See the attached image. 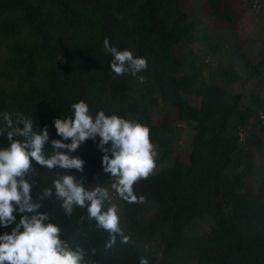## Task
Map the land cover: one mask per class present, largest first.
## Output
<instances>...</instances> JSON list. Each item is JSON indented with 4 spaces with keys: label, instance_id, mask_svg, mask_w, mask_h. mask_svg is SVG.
Segmentation results:
<instances>
[{
    "label": "trees",
    "instance_id": "16d2710c",
    "mask_svg": "<svg viewBox=\"0 0 264 264\" xmlns=\"http://www.w3.org/2000/svg\"><path fill=\"white\" fill-rule=\"evenodd\" d=\"M221 6L216 19L234 22L229 4ZM196 25L183 0H0V114L29 117L36 132L47 125L51 138L54 118L71 115V104L83 99L93 113L103 109L143 123L161 151L152 173L133 186L144 201L119 197L120 210L113 198L105 203L116 207L126 242L118 234L106 247L110 235L86 207L65 213L60 201H43L62 239L82 248L88 264H139L141 257L148 264H264V168L254 150H264L258 115L264 112V36L256 54L242 47L235 52L246 77L231 62L206 75L208 59L190 44L207 40L206 54L219 46L209 33L198 36ZM105 38L146 58L145 83L111 71ZM254 76L262 88L249 96L233 86ZM169 104L177 117L157 122L155 107ZM180 124L193 128L184 160L172 155ZM6 143L0 137V146ZM72 154L84 160L83 171L73 173L85 187H111L96 141L86 139ZM33 164L36 198L66 170Z\"/></svg>",
    "mask_w": 264,
    "mask_h": 264
},
{
    "label": "clouds",
    "instance_id": "9594fccd",
    "mask_svg": "<svg viewBox=\"0 0 264 264\" xmlns=\"http://www.w3.org/2000/svg\"><path fill=\"white\" fill-rule=\"evenodd\" d=\"M103 47L112 56L110 69L116 76L130 73L140 84L145 83L141 74L148 67L144 56L134 55L128 48L118 49L108 38ZM53 123L56 135L50 138L47 125L36 132L29 117L0 114V137L7 140L0 146V229H4L0 231V264H88L84 250L62 239L61 226L42 210L45 199L60 201L65 213L74 205L86 207L88 217L109 233L106 247L115 243L116 235H122L116 207H105L111 199L109 189L100 184L85 187L73 173L83 171L84 160L72 153L86 139L97 142L102 169L113 177L111 188L118 196L128 203L145 199L137 196L133 186L155 167L157 152L146 125L106 114L103 109L93 113L83 99L71 104V115L56 117ZM46 146L51 150L46 151ZM33 162L49 170H66L57 173L51 187L40 188L36 198L32 194L36 182L29 179L35 171ZM126 241L122 235V242ZM139 264H148L147 258L141 257Z\"/></svg>",
    "mask_w": 264,
    "mask_h": 264
},
{
    "label": "rangeland",
    "instance_id": "374dc122",
    "mask_svg": "<svg viewBox=\"0 0 264 264\" xmlns=\"http://www.w3.org/2000/svg\"><path fill=\"white\" fill-rule=\"evenodd\" d=\"M227 2L229 6L233 9L234 22H230L226 19L219 18L216 19L215 8L219 7L222 9V4ZM186 9L189 10L190 16L198 22L196 25V31L198 36L202 37L204 33H209L212 38V44H218L219 48L215 52L206 54L208 47L209 50L211 46H208L207 40L202 38L199 41H195L190 44L193 50L198 53L202 58H207L208 65L204 67V73L208 75L212 68L218 67L220 64H226L227 62L236 63V67L239 69L243 77H246L247 70L243 65V62L237 60L238 55L235 53L239 47L244 49L251 48L253 54L258 52L260 48V42L258 41L260 37L264 36V0H183ZM207 28V31L204 30ZM208 46V47H207ZM243 50V49H242ZM3 52V45L0 43V56ZM1 58V57H0ZM258 79L254 76L250 79H239L233 86L242 91L246 96H249L251 92L259 91L262 87H256ZM192 102H197L194 96H188ZM167 111L171 115L165 114ZM159 106L154 109V119L157 122H161L163 119L171 120L176 118L178 115L177 107L169 104L166 108ZM178 129L181 128L179 137L173 139V143L178 144L173 147V156L179 159H186L188 157V151L190 149L189 142L190 137L193 133V128L186 125L180 124L177 126ZM258 129V127H253ZM179 139V140H178ZM178 141V143H177ZM255 153L258 157V162L261 167L264 168V150L260 148H255ZM157 156L160 154V150L157 149ZM158 170V167L155 168ZM252 185L250 181L249 186ZM91 185L87 186L90 187ZM111 194L113 190L109 188ZM117 203V209H121V205L118 204L120 198L118 194L116 196H111V199ZM112 199V200H113Z\"/></svg>",
    "mask_w": 264,
    "mask_h": 264
},
{
    "label": "built area",
    "instance_id": "2783aa9c",
    "mask_svg": "<svg viewBox=\"0 0 264 264\" xmlns=\"http://www.w3.org/2000/svg\"><path fill=\"white\" fill-rule=\"evenodd\" d=\"M258 115H259V118L264 122V112L260 111ZM240 138H243V133L242 132L240 133Z\"/></svg>",
    "mask_w": 264,
    "mask_h": 264
}]
</instances>
